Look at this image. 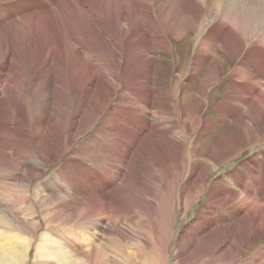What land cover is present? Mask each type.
Segmentation results:
<instances>
[{
	"label": "bare ground",
	"instance_id": "obj_1",
	"mask_svg": "<svg viewBox=\"0 0 264 264\" xmlns=\"http://www.w3.org/2000/svg\"><path fill=\"white\" fill-rule=\"evenodd\" d=\"M258 1L261 6L252 9L246 0H0V136L10 117L15 140L6 155L14 167L1 159L0 171L12 168L21 186L18 205L32 211L35 180H44L76 146L51 178L56 183L67 177L64 186L57 183L61 194L45 184L46 193L40 194V200H54L52 221L61 216L76 228L51 239L44 219L37 243L0 245V264H29L34 244V264H136L135 257L152 245L150 235L134 249L128 237L116 235L119 222L153 215L159 223L178 200L181 219L169 227L167 238L160 240L165 234L159 230L153 244L162 246L168 263L179 222L204 196L211 173L234 158L209 165L200 155L218 151L228 125L239 129L243 142L250 126L259 130L264 121V39L242 54L255 33L264 36V0ZM165 67L173 72L167 82L161 78ZM226 77L237 90L214 106L221 118L219 136L218 121L200 115ZM191 101L199 102L197 108ZM208 157L211 162L215 156L206 153L203 159ZM240 166L241 173L227 172L211 183L206 205L180 238L176 264H264V246L247 255L264 239V152ZM144 169L147 178L140 176ZM123 185L134 190L121 196ZM80 190L86 192L85 204L74 199ZM37 219L17 224L37 235ZM103 221L109 225L101 227ZM79 223L84 227L77 229Z\"/></svg>",
	"mask_w": 264,
	"mask_h": 264
},
{
	"label": "rangeland",
	"instance_id": "obj_2",
	"mask_svg": "<svg viewBox=\"0 0 264 264\" xmlns=\"http://www.w3.org/2000/svg\"><path fill=\"white\" fill-rule=\"evenodd\" d=\"M246 1H248V6L252 9H256L257 7L261 6V4H262V3H259L258 0H246ZM256 13H259V12H256ZM256 23H257L256 21L251 22L252 25H255V30H258V29H256ZM260 32L255 33L252 36V38L250 39V41L246 44V46H245L246 49L242 53L243 55L249 51L250 47L255 42H257L258 40H262V38L264 39L263 34L262 33L260 34ZM193 36L194 35H189L188 38L192 39ZM232 45H233V48H235L234 44H232ZM187 48H188L187 42L183 47L180 48L182 63L184 62L185 51ZM235 51L237 52V54H240V52L238 51L237 48H235ZM221 55H222V57L223 56L226 57L227 60L231 63L230 57L227 53L222 52ZM236 64H238V62H236ZM172 73H173L172 68L165 67L164 71H162V74H161V78H162L163 82L169 81L172 78ZM226 79H227V77L224 79L223 82H221L222 88H221L219 94H217L216 96L213 94L208 95L207 100H206L207 101V103H206L207 107L204 106L202 108L201 115H200V117H206V116L214 117L218 121L217 122L218 123V126H217L218 130L216 129V131L217 132L219 131V136L223 132L222 130H220L221 124L219 122H220L221 118L218 117L219 112L215 111L214 106L219 104L220 101H224V99H225L224 97H226L225 96L226 92H227V94L232 92V95H233L235 90H237L236 85L234 83H232V84L230 82L228 83L229 80L226 81ZM212 89L213 88L210 87L208 89V91L211 93ZM196 91H197V89H196ZM188 92H190V91L188 90ZM231 99L232 98H229L227 102L230 103L231 105H233L235 102L231 101ZM198 103H199L198 101H191V106H195L194 108H197ZM11 105H12L11 103H9V104L7 103V106H9L8 111L13 114V111H11V110H13V106H11ZM210 106L212 108H210ZM8 116H11V115H8ZM8 119L9 120H4L5 124L1 127L2 131L4 133L2 132L3 136L2 135L0 136V146L2 145L0 147V160L1 159L2 160H8L9 165L11 167H14V164H13L14 161H12L13 159L11 158L12 159L11 160L9 157L8 158L6 157V155L8 153L11 154L9 149H11L12 145L13 146L15 145L14 135L10 136L11 132L14 130L13 119H11L10 117H8ZM5 125H7V126H5ZM258 127H259V130L256 126L255 127L250 126L249 135L242 142L243 138L239 137V135H238L239 129H237V127L234 125H228L227 129L229 131L227 130L224 132V135H226L225 138L220 139L219 143H220V141H222L221 144L217 143V145H216L218 151H216V152L209 151V150L205 151L204 155H206V153H207V156L214 155L215 156L213 158L214 160H211V162H210V160H209L210 157H208L207 159H203L204 155H200V157H202L201 161L203 163L209 164V165L214 164V161H216L218 163H221L222 161L224 162L228 156L231 157L234 155V158H233L234 160L230 159L229 160L230 162L227 161L226 164H224L220 170H217V171L211 173V175L209 176V180L207 181V184H206L207 189H206L204 196L194 206V208L188 213V215L185 217L186 219L182 220L181 222L178 221L179 224L176 227V230H175L176 232L172 234V237L170 239L171 242L169 243V245H171V246H169L170 248H168V249H170V259H169L167 264H176L178 262V259H175L174 255H179L181 253L182 248H183V246L179 245V242L181 240L180 238H181L185 228L189 227L193 223V220L197 217L199 210L204 205H206V200L208 199V196H209L211 183H213L218 178H222L227 172H233L234 171V172L241 173V166L240 165L243 162V160L248 159L249 157H253V156H260L261 153L263 154L264 142L262 144H260V146H259L260 148L256 147L254 149H249L252 146V144H257L261 139L264 138V121L262 123H260ZM219 136L215 137L214 140L218 141ZM226 139H229L228 142L223 143V141ZM10 141H11V146H9ZM6 143H8L9 145ZM75 147L76 146L73 145L72 150H74ZM213 147H215V146H213ZM247 147H248V149H245ZM72 150H70V152L66 153V155L62 159H60L56 163H54L52 168L47 173L48 176H46V178L44 180H41V179L35 180L34 187H33L35 198L32 197L33 201L35 202V206L32 208V211L29 208H27L26 205H28V204L18 205V202H20L19 199H20L22 193L18 192L17 189H19L21 186H19L17 184V181H15V179L12 178V174L10 173V172H13V171H10L12 168H8L6 166H3L4 169L2 168L3 170L1 169L2 171H0V219L4 221V226H3V228L0 227V240H1L0 245L5 244V245H8L10 247H14L16 242L18 243V242H21L23 240L28 241V240H33V239H36L35 243H37L38 240L40 239L41 235L45 231L46 225H45L44 219H47L49 226H51V231H52L51 235H50V237L52 236L51 239H55V237L61 236V235L68 236L67 234H69L70 232H73V230L76 228V227H74V224L73 223L67 224V223L61 222L60 221L62 219L61 216H55V220L52 221L53 220V214H54L51 211L52 204H54V200L52 198H44V199L40 200V194L44 195L46 193L45 191L42 190L43 188L41 186L44 184L49 185L51 187L52 191H54V194L56 196L61 194V192L57 190L58 189L57 183L60 186H64L65 185L64 180H66L67 177H61L60 179L57 180L56 183H53L51 178H53L54 171L61 170L65 161H67L66 159H67L68 155H70ZM241 151H243V154H240V157H235L236 154L241 152ZM259 164L260 163H257V164H255V166H258ZM7 168H8V170H7ZM91 173H92V171H91ZM9 174H11V175H9ZM149 174H150L149 171L144 169L143 171H141L140 176L147 178V177H149ZM9 180H10V182H8ZM226 182L229 186L232 185L230 179H226ZM140 184H142V182ZM133 190L134 189H130V188L128 189L127 185H123V187L120 190V195L123 196V195L131 194ZM81 191L82 190L79 191V194L74 195V199L76 200V202H79V203L81 202V203L85 204L86 200L83 199L81 197V195H85L86 192H84V191L81 192ZM95 194H97V193H96V191L93 190L91 192L92 197H94ZM14 202H16V203H14ZM117 205H121V203L118 202ZM173 205L174 206L172 207V210L170 211L171 214L168 216L166 215L167 217L165 216L163 219H161V221H159V223L157 222L156 218L153 215L151 216V218L145 215L144 217H142V219H136L132 216L130 219V222H127L125 219L122 220L121 222H119V232L116 235L122 234V236L128 237V239L126 241H127L128 245L134 249H136L137 245L142 246V243L147 242L148 236L150 235L149 240L151 241L152 245L149 248L144 247V250H143L144 254L142 255L141 258L135 257L136 258V260H135L136 264H148V263L149 264H157V263L158 264H165V257L162 255V248H161L162 246L161 247L160 246L154 247L153 244L156 243L157 240L160 239L157 236V233L159 232V230H161L162 233L165 234V236H163L160 240L165 239V237L167 238V236H168L167 234H169V230L171 229V227L176 223V220L181 219L182 213H183V211L181 210L182 206L180 205L178 200H176L175 204H173ZM81 208L82 207H80V209ZM34 210L37 211L36 212L37 214L34 212ZM34 215L35 216L37 215V218L39 220H41V225H39L40 228H39L37 235H33V233L30 232V231H34V229L32 227L30 228V230L28 232L24 233V231L18 226L17 222L18 221L20 222L21 220L31 221ZM138 221H141V224L138 223ZM101 224H102L101 227H103L105 225H109L108 222H106V221H103ZM83 225H84V223H79L77 229L78 228L80 229V227L83 228L84 227ZM169 227H170V229H169ZM98 235L100 238H103L102 241H104V240L107 241L109 239V237H106L104 235H101V234H98ZM115 237H118V236H115ZM10 241L12 242V244L10 243ZM96 241H97V243L102 242L101 239L96 240ZM18 245H20V244H18ZM263 246H264V239H262L256 246L252 247L248 251L247 255H250V253H253L259 247H263ZM85 249L86 248H84V250ZM36 250H37V245L34 244L33 248L31 249V251L29 253V259H28L29 264H34L33 257H35V255H36ZM108 255L112 256V257L114 256V254H111L110 252ZM149 256L155 258L154 263H151L152 261L150 260ZM217 258H219L221 261L220 256H218ZM217 261H218V259H217ZM216 264H220V262L218 261V262H216Z\"/></svg>",
	"mask_w": 264,
	"mask_h": 264
}]
</instances>
